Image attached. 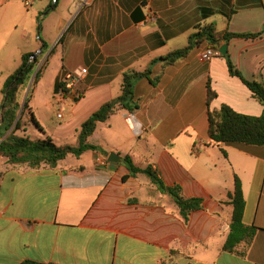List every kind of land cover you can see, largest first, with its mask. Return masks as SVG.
Returning a JSON list of instances; mask_svg holds the SVG:
<instances>
[{
	"label": "crops",
	"instance_id": "crops-1",
	"mask_svg": "<svg viewBox=\"0 0 264 264\" xmlns=\"http://www.w3.org/2000/svg\"><path fill=\"white\" fill-rule=\"evenodd\" d=\"M263 24L264 0H0V106L21 54L63 34L37 65L55 59L51 96H29L22 115L31 88L20 97L19 136L75 145L82 122L119 96L124 72L150 67L149 77L159 76L155 84L146 77L135 82L137 110L120 109L97 123L88 142L100 151L68 154L38 169L0 157V264H264V145H217L207 122V111L221 104L251 116L262 105L229 74L222 54L205 58L206 43L172 65H151L184 47L197 26L257 32ZM226 44L243 77L264 83V33ZM81 67L87 74L78 83L80 97L60 102L55 82ZM208 81L216 96L207 105ZM58 113L66 117L59 125L52 119ZM112 152L117 161L108 160ZM124 156L164 184L179 185L185 197L200 198L201 208L185 221L145 173L130 174ZM235 176L242 221L258 229L249 243L227 251Z\"/></svg>",
	"mask_w": 264,
	"mask_h": 264
},
{
	"label": "trees",
	"instance_id": "trees-1",
	"mask_svg": "<svg viewBox=\"0 0 264 264\" xmlns=\"http://www.w3.org/2000/svg\"><path fill=\"white\" fill-rule=\"evenodd\" d=\"M55 5L56 1L52 8H54ZM263 33L264 24L257 32H218L213 25L197 26L196 31L189 35L187 44L184 47L152 60L151 65L157 61L161 62L163 66L172 65L178 59L186 57L194 47L203 43H206L208 47L217 49L221 43H228L232 39H255L260 37ZM61 39L62 36L58 41ZM46 48V43L42 41L43 50L36 56H34L35 52L22 53L19 66L6 77L3 84L2 110L0 109V116L2 118V120H0V138L7 132L8 134L0 141V157L5 158L6 162L11 166H26L31 169H38L40 167L53 168L68 154L78 156L86 150L100 151L101 149L98 146L88 142V138L94 132L97 123L107 120L110 115L116 113L120 109H125L129 113H133L138 109V100L134 97V85L138 79L146 77L151 84H155L159 80V76H155L154 78L149 77L151 73L150 67L144 70L131 69L124 72L119 96L102 104L82 122L77 136V144L75 145H57L50 137L31 138L28 136H19L16 132L20 129L21 115L27 107L30 95H27L21 115L16 120L20 109V97L26 89ZM51 53L52 51L50 54ZM221 56L226 60L229 74L239 78L240 81L247 86L252 97L262 105V112L259 116H251L239 113L227 104H221L218 108L207 111L208 135L212 142L217 145L222 143L264 145V83L245 79L241 72L232 64L227 53ZM47 59L48 58H46L43 64L37 69L33 84L36 83L37 77ZM62 87V83L57 81L55 82L54 91L58 92ZM215 96L216 93L211 89L210 82L208 81L206 93L207 105ZM31 121L36 127L40 128L33 117ZM223 153L225 154L224 151ZM122 162L131 175L145 173L158 191L169 195L185 221L192 211L201 208L202 200L197 197H185L179 185L164 184L158 175L149 168L141 169L135 166L129 156H124ZM227 197V203L232 205L233 211L229 232L222 249L232 251L241 242L249 243L258 228L255 226H247L242 221L244 198L241 183L237 176L234 178V189ZM20 264L52 263L25 260Z\"/></svg>",
	"mask_w": 264,
	"mask_h": 264
},
{
	"label": "rangeland",
	"instance_id": "rangeland-1",
	"mask_svg": "<svg viewBox=\"0 0 264 264\" xmlns=\"http://www.w3.org/2000/svg\"><path fill=\"white\" fill-rule=\"evenodd\" d=\"M44 23H45V21H44ZM43 24H42V26H43ZM53 35H54V31H52V36ZM61 36H63V34H58L57 36H55V38L52 42H49L48 40H46V42H45L47 45L46 52H48L51 49V46L54 44V42L56 40H58V38ZM57 51H59V49H57ZM54 62H55V59H53L52 61H50V59H49V61L45 64L44 68L41 69L39 76L37 77V81H39V84L35 83L34 85H32L34 78L32 79L30 87H29V90L31 88L30 94H29L30 97L33 95H36L40 99H48L51 96L50 91H51V86L53 83V74L55 72V68H57V66L55 65ZM37 68H38V66L36 67V69ZM29 90H28V92H29ZM0 109H1V106H0ZM18 114H19V111H18ZM52 119L57 125H59L65 121L66 117L60 118V117H57L55 115V116H53Z\"/></svg>",
	"mask_w": 264,
	"mask_h": 264
},
{
	"label": "built area",
	"instance_id": "built-area-1",
	"mask_svg": "<svg viewBox=\"0 0 264 264\" xmlns=\"http://www.w3.org/2000/svg\"><path fill=\"white\" fill-rule=\"evenodd\" d=\"M29 2H26L28 5ZM149 17L154 18L155 15L152 12H149ZM220 55L218 49L213 47H207L204 51V56L206 59H210L214 56ZM87 68L81 67L73 71H67L62 76L60 82L62 83L63 87L58 91L57 96L60 102H63L67 98H72L73 100L80 97V93L78 90V83L86 76ZM58 117H61V113H58Z\"/></svg>",
	"mask_w": 264,
	"mask_h": 264
},
{
	"label": "water",
	"instance_id": "water-1",
	"mask_svg": "<svg viewBox=\"0 0 264 264\" xmlns=\"http://www.w3.org/2000/svg\"><path fill=\"white\" fill-rule=\"evenodd\" d=\"M40 40H41V39H40ZM41 43H42V41H41ZM218 50H219L220 54L224 55V54L226 53V51H227V44L224 43V44L220 45V47H219ZM41 51H42V48H40V49L38 50V52H35V53H34V56H36V55H37L38 53H40ZM36 72H37V69L34 71L32 77H31V79H30V81H29V83H28V85H27L26 93H27L28 90H29V87H30L31 81H32V79L35 77ZM26 97H27V95L25 94V96H24V100H23V101H25ZM23 103H24V102H23ZM1 110H2V107H1ZM17 119H18V116H17L16 120H17ZM0 120H2L1 117H0ZM7 134H8V132H7V133L1 138V140L4 139V137H5ZM1 140H0V141H1ZM108 160L111 161V162L117 161V160H118V156H117L115 153L112 152V153H110V155H109V157H108Z\"/></svg>",
	"mask_w": 264,
	"mask_h": 264
}]
</instances>
